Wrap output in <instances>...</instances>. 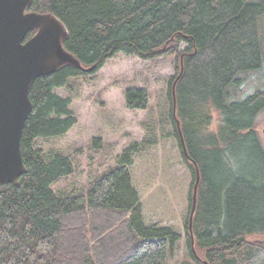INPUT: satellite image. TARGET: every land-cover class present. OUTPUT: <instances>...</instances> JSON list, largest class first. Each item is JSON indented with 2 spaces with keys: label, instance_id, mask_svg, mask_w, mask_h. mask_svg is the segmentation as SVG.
Segmentation results:
<instances>
[{
  "label": "trees",
  "instance_id": "obj_1",
  "mask_svg": "<svg viewBox=\"0 0 264 264\" xmlns=\"http://www.w3.org/2000/svg\"><path fill=\"white\" fill-rule=\"evenodd\" d=\"M27 11L62 21L65 49L93 69L66 65L30 87L32 109L20 143L26 172L17 185H0V264H167L175 251L180 235L143 221L130 173L137 143L86 195L66 198L51 186L72 175V162L59 153L45 159L34 146L77 123L70 100L54 90L98 72L119 53L177 59L169 117L192 174L185 221L190 261L181 264H264V243L247 240L264 236V142L255 130L264 87L249 90L264 68V0H33ZM124 101L128 110H146L149 98L145 90L127 89ZM211 108L221 118L213 134L207 132ZM196 171L194 253L188 219Z\"/></svg>",
  "mask_w": 264,
  "mask_h": 264
},
{
  "label": "rangeland",
  "instance_id": "obj_2",
  "mask_svg": "<svg viewBox=\"0 0 264 264\" xmlns=\"http://www.w3.org/2000/svg\"><path fill=\"white\" fill-rule=\"evenodd\" d=\"M176 65L175 56L142 60L119 53L107 60L98 72L68 79L66 86L55 89L54 93L70 100L69 108L77 119L76 125L62 137L39 139L34 145L45 159L59 153L72 162V175L51 186L58 197L66 198L86 195L99 178L116 168L123 151L137 143L139 151L134 155L130 173L140 197L143 221L148 226L171 228L181 237L167 264L190 261L185 221L192 174L174 138L167 98ZM258 76L250 91L264 87V68ZM127 89L147 92L146 110L126 109ZM209 113L211 123L207 132L213 134L221 118L212 108ZM263 127L264 113L255 124L262 140ZM247 240L264 243V236L255 235Z\"/></svg>",
  "mask_w": 264,
  "mask_h": 264
},
{
  "label": "water",
  "instance_id": "obj_3",
  "mask_svg": "<svg viewBox=\"0 0 264 264\" xmlns=\"http://www.w3.org/2000/svg\"><path fill=\"white\" fill-rule=\"evenodd\" d=\"M32 1L0 0V185H17L19 178L26 172L20 143L25 122L32 109L29 99L32 83L66 65H72L86 72L93 69V67L84 68L65 49L64 43L69 38V32L62 21L50 13L27 11ZM31 32H34V35L27 39ZM174 88L173 85V115L175 117ZM176 124L180 143L186 154L178 120ZM262 136L264 141V127ZM195 169L197 170L196 166ZM196 173V182L192 190V207L188 219V231L194 253L191 224L199 182L198 171Z\"/></svg>",
  "mask_w": 264,
  "mask_h": 264
},
{
  "label": "crops",
  "instance_id": "obj_4",
  "mask_svg": "<svg viewBox=\"0 0 264 264\" xmlns=\"http://www.w3.org/2000/svg\"><path fill=\"white\" fill-rule=\"evenodd\" d=\"M155 225V224H154Z\"/></svg>",
  "mask_w": 264,
  "mask_h": 264
}]
</instances>
